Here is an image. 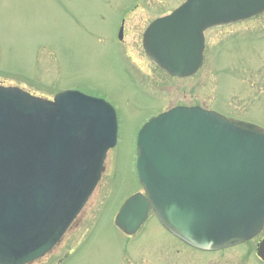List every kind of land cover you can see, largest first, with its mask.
Masks as SVG:
<instances>
[{
	"label": "water",
	"instance_id": "1",
	"mask_svg": "<svg viewBox=\"0 0 264 264\" xmlns=\"http://www.w3.org/2000/svg\"><path fill=\"white\" fill-rule=\"evenodd\" d=\"M263 12L264 0H187L150 25L143 46L171 76L191 77L203 65L205 31ZM117 137V113L103 99L68 90L46 100L0 85V264L31 263L60 242ZM136 168L144 194L116 217L125 233L138 232L152 211L166 230L206 251L261 232L264 129L176 107L140 130ZM257 253L264 261V240Z\"/></svg>",
	"mask_w": 264,
	"mask_h": 264
},
{
	"label": "rangeland",
	"instance_id": "2",
	"mask_svg": "<svg viewBox=\"0 0 264 264\" xmlns=\"http://www.w3.org/2000/svg\"><path fill=\"white\" fill-rule=\"evenodd\" d=\"M185 1L0 0V84L48 100L77 89L111 103L119 121L96 190L59 247L35 264H264L258 239L212 254L180 244L155 215L134 236L115 224L122 205L143 192L136 141L151 118L199 106L264 126V13L208 30L203 66L190 78H172L146 56L147 27Z\"/></svg>",
	"mask_w": 264,
	"mask_h": 264
},
{
	"label": "flooded vegetation",
	"instance_id": "3",
	"mask_svg": "<svg viewBox=\"0 0 264 264\" xmlns=\"http://www.w3.org/2000/svg\"><path fill=\"white\" fill-rule=\"evenodd\" d=\"M245 121H247V122H251V123H255V124H258L257 122H254V121H251V120H246V119H244ZM258 125H260V124H258ZM264 238V228H263V231L261 232V234L259 235V237L257 238L259 241H261L262 239ZM178 242H180L178 239H176ZM258 241V242H259ZM180 244H182V245H184L182 242H180ZM60 245V244H59ZM240 246H242V245H240ZM59 246H57L54 250H53V252L58 248ZM237 247H239V246H236V247H232V248H227V249H225V250H223L224 252H227V251H231V250H233V249H235V248H237ZM191 251H198V250H196V249H193V248H191V247H188ZM52 252V253H53ZM179 252V251H178ZM204 253V252H203ZM169 256L170 257H172L173 256V254H172V252H170V254H169ZM171 259V258H170ZM163 260H165V257H163ZM175 260H177V259H175ZM175 260H173V261H175ZM258 260L259 261H261L259 258H258ZM262 262V261H261ZM36 263V262H35ZM35 263H33V264H35ZM169 264H172V262H168ZM176 264V263H175Z\"/></svg>",
	"mask_w": 264,
	"mask_h": 264
}]
</instances>
